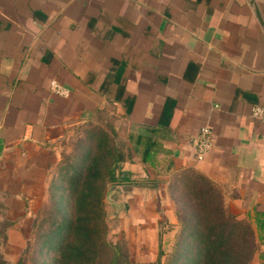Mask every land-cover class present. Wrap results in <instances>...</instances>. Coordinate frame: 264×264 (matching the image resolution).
Wrapping results in <instances>:
<instances>
[{"label": "crops", "instance_id": "1", "mask_svg": "<svg viewBox=\"0 0 264 264\" xmlns=\"http://www.w3.org/2000/svg\"><path fill=\"white\" fill-rule=\"evenodd\" d=\"M170 1L0 0V209L52 182L81 126L97 123L95 89L117 73L133 102L101 106L112 101L119 145L137 147L121 168L127 201L156 218L169 177L197 171L262 235L251 264H264V121L251 116L264 107V0ZM203 126L214 146L198 160Z\"/></svg>", "mask_w": 264, "mask_h": 264}, {"label": "trees", "instance_id": "2", "mask_svg": "<svg viewBox=\"0 0 264 264\" xmlns=\"http://www.w3.org/2000/svg\"><path fill=\"white\" fill-rule=\"evenodd\" d=\"M120 1L106 0L111 4ZM212 1L170 2L181 7L202 4L201 2L212 6L214 3ZM109 18L107 22L117 17L111 15ZM98 76V73H94L93 79ZM121 78L122 75L117 73L106 76L95 89L97 92L95 127L99 129L104 127L105 131L102 129V133H97L98 141L89 162L86 166L74 170L62 189L63 193L73 189L72 199L63 201L65 207L70 203L72 219L70 236L62 246L57 264H140L130 259L126 240L112 241L107 237L105 199L109 188L115 185L116 190H121L120 187L125 180L121 169L122 163L131 161L138 155L137 147L132 142L134 139L128 138L124 144L119 145L120 133L115 126L117 116L107 113L114 109L112 101L104 107L101 106L102 97L105 95L112 100L120 101L127 109L130 108L128 103L133 102L134 94L125 90ZM147 144L152 145L150 141ZM142 159L152 162L153 155L146 153ZM58 170L65 168L60 166ZM192 173H197L198 180L187 178L192 181L187 185V237H189L187 251L192 252V258L187 257V260L190 258L194 264H251L257 252L258 239L262 235L256 234L248 219H239L227 211L222 191L215 183L197 171ZM3 228L2 226L0 230ZM230 241L234 242L232 246L228 244ZM20 258L19 256L16 264H20ZM143 264H161V261L159 259L156 263Z\"/></svg>", "mask_w": 264, "mask_h": 264}, {"label": "rangeland", "instance_id": "3", "mask_svg": "<svg viewBox=\"0 0 264 264\" xmlns=\"http://www.w3.org/2000/svg\"><path fill=\"white\" fill-rule=\"evenodd\" d=\"M102 129L93 123L81 126L78 138L65 147L68 151L61 164L65 170L56 171L55 178L48 181L40 195L29 194L21 202L24 210L17 209L19 203L10 211L1 207L0 229L4 228L0 230V264H16L19 256L20 264H57L62 246L70 236L72 219L71 205L65 207L63 201L72 199L73 189L66 193L62 189L74 170L89 162L98 141L96 135ZM182 174L170 176V181L158 192L157 199L161 201L156 203L159 213L156 218L141 217L137 203L125 198V189L110 186V196L105 199L107 237L112 241L126 240L133 261L143 264L160 259L161 264H194L190 258L187 260L192 255L187 251V185L192 181L187 178L196 181L198 175L191 173L187 177V171ZM167 213L173 215L168 217ZM8 229L15 230L5 232ZM232 243L228 242L231 246Z\"/></svg>", "mask_w": 264, "mask_h": 264}, {"label": "built area", "instance_id": "4", "mask_svg": "<svg viewBox=\"0 0 264 264\" xmlns=\"http://www.w3.org/2000/svg\"><path fill=\"white\" fill-rule=\"evenodd\" d=\"M50 89L53 93L61 96H69L70 91L57 79L50 81ZM251 116L254 119L264 121V107L255 105L252 107ZM196 150V158L203 160L214 146V134L209 126H203L199 134L193 139Z\"/></svg>", "mask_w": 264, "mask_h": 264}, {"label": "water", "instance_id": "5", "mask_svg": "<svg viewBox=\"0 0 264 264\" xmlns=\"http://www.w3.org/2000/svg\"><path fill=\"white\" fill-rule=\"evenodd\" d=\"M115 187V186H114ZM111 193V190H109V192H108V196H109V194Z\"/></svg>", "mask_w": 264, "mask_h": 264}]
</instances>
